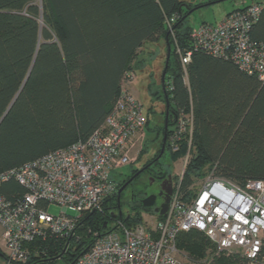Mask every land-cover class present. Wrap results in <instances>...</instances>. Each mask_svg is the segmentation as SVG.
Instances as JSON below:
<instances>
[{"label":"trees","instance_id":"1","mask_svg":"<svg viewBox=\"0 0 264 264\" xmlns=\"http://www.w3.org/2000/svg\"><path fill=\"white\" fill-rule=\"evenodd\" d=\"M216 1L192 7L184 0H0V172L87 138L110 111L122 74L134 69L143 43L163 39L169 59L155 94L164 110L166 98L169 113L165 120L162 111L163 123L156 130L157 137L161 131L160 145L178 113L191 107L193 112L189 150L185 140L177 152L165 143L171 159L189 152L183 192L190 194L192 179L214 166L217 176L237 184L264 180V82L231 61L199 51L192 52L188 83L183 81L176 48L184 52L191 46L188 17ZM250 37L264 43V8ZM148 123L146 117L145 128ZM24 191L14 179L0 184V196L7 200ZM109 205L107 201L103 211L80 219L67 249L66 239H36L37 251L31 252L27 264H70L96 232L110 230ZM115 219L126 226L141 221L139 212L116 214ZM209 242L197 230L176 237L177 249L196 263Z\"/></svg>","mask_w":264,"mask_h":264},{"label":"built area","instance_id":"2","mask_svg":"<svg viewBox=\"0 0 264 264\" xmlns=\"http://www.w3.org/2000/svg\"><path fill=\"white\" fill-rule=\"evenodd\" d=\"M243 3L215 24L192 27L190 48L184 52L176 48L184 83H188L186 67L196 51L231 61L264 82V43L250 37L264 1ZM135 81L134 69L123 72L110 111L87 138L0 172V184L14 179L25 189L13 200L0 196L4 264H27L31 252L37 251L33 249L36 239H66L67 249L80 219L104 210L105 199L116 187L114 174L135 164L143 148L146 118L131 93ZM175 120L168 147L177 152L185 140L189 150L192 107L180 111ZM184 157L163 215L147 212L148 221L126 226L113 219L116 214L109 208L114 227L96 232L70 264H192L176 247L177 235L190 230L202 232L220 251L239 253L248 264H264V180L237 184L217 176L214 166L204 176L194 177L188 186L190 194H185L182 175L189 152ZM50 205L60 207L57 215L47 212Z\"/></svg>","mask_w":264,"mask_h":264},{"label":"rangeland","instance_id":"3","mask_svg":"<svg viewBox=\"0 0 264 264\" xmlns=\"http://www.w3.org/2000/svg\"><path fill=\"white\" fill-rule=\"evenodd\" d=\"M187 4H191L192 7L199 4L208 3L210 0H184ZM243 1L245 3H255L264 0H219L208 4L206 6L199 7L193 10L189 17L187 23L191 27H196L201 23H217L225 14L231 12L234 9L243 6ZM184 9H187L186 5ZM169 46L166 47L165 41L159 39L156 41H145L141 50H139L137 57L133 61L134 72L136 81L130 86L131 93L138 100L142 106L143 115L145 118L149 119L148 128L144 129L145 139L143 142V154L134 166H138L139 162L147 160L154 151L158 148V143L160 137L157 138L156 130L163 123L162 111L164 110V104L156 96V92L160 90L161 85V74L164 67L166 53L168 52ZM161 134V133H160ZM160 161L170 166V172L175 178L181 173L185 157H178L177 159H171L168 152H165L161 157ZM132 165H127L120 168L114 174L115 183H119L123 179L124 173H126ZM60 211V207L55 205H50L47 212L51 215H57ZM124 212V211H123ZM139 212L141 217L140 222L148 221L150 215L147 212L135 211L133 213ZM68 214H73L74 212H67ZM116 214L117 212H113ZM132 214V213H131ZM115 225L113 220L109 221L108 227L113 228ZM89 230H85V233ZM79 237V236H77ZM185 256H187L186 251L180 250ZM225 263H222V260ZM248 264L246 263L241 255L237 252L229 253L225 251H220L217 247L209 242L205 256L199 262H192V264Z\"/></svg>","mask_w":264,"mask_h":264},{"label":"flooded vegetation","instance_id":"4","mask_svg":"<svg viewBox=\"0 0 264 264\" xmlns=\"http://www.w3.org/2000/svg\"><path fill=\"white\" fill-rule=\"evenodd\" d=\"M160 133L161 131H159L158 137L161 136ZM162 141L161 145L159 141L158 148L154 151L153 155L147 160L139 162L138 166H134L138 161L133 164L130 169L124 173L123 179H121L119 183H116V187L112 192L113 196L109 201V208L112 212H117L116 214L118 215L119 212H121L119 216L128 217L135 211H153L154 208L158 207L164 201L167 192H171L174 177L170 172V166L160 161L163 154L168 152V149L165 148V144L161 156L157 158L160 152H158V150H160L162 146ZM166 142L167 139L165 138V143ZM149 195L155 196L151 208H147L142 204V200Z\"/></svg>","mask_w":264,"mask_h":264},{"label":"water","instance_id":"5","mask_svg":"<svg viewBox=\"0 0 264 264\" xmlns=\"http://www.w3.org/2000/svg\"><path fill=\"white\" fill-rule=\"evenodd\" d=\"M168 59H169V48H168L167 55H166V57H165V63H164L163 71H162V74H161V81H162V82H163V79H164V76H165V70H166V67H167V64H168ZM162 90H163V93H164V97H166L165 92H164V86H163V85H162ZM10 106H11V104L9 105V107H10ZM9 107H8V108H9ZM168 113H169V112H168V102H167V100H166V98H165V110H164V117H165V120H167V118H168ZM0 121H1V119H0ZM164 127H165V128L167 127V122H166V121H165V125H164ZM164 144H165V134H164V136H163L162 146H161V149H160V152H159L157 158L161 156V154H162V152H163V150H164ZM112 196H113V194H110L105 200H106V201H110V199L112 198ZM169 196H170V191L167 192V196H166V198L164 199V201H163L158 207L154 208V210H153L154 213H157V214H159V215H163V214L165 213V211H166V209H167V206H168ZM154 198H155L154 195H149V196H147L146 198H144V199L142 200V204H143L144 206H146L147 208H151V206H152L153 203H154ZM149 211H150V210H149ZM93 212H94V211H92V213H93ZM119 215H121V212H119ZM114 216H116V215H113L112 217H114Z\"/></svg>","mask_w":264,"mask_h":264},{"label":"crops","instance_id":"6","mask_svg":"<svg viewBox=\"0 0 264 264\" xmlns=\"http://www.w3.org/2000/svg\"><path fill=\"white\" fill-rule=\"evenodd\" d=\"M0 251L2 252V254H4L5 251V243L2 237V227L0 225ZM0 264H4V257L2 255H0Z\"/></svg>","mask_w":264,"mask_h":264}]
</instances>
